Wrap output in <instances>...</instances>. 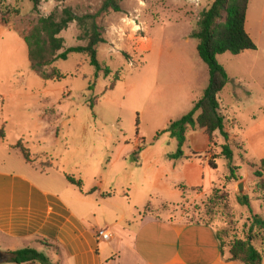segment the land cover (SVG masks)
I'll list each match as a JSON object with an SVG mask.
<instances>
[{
  "label": "rangeland",
  "instance_id": "1",
  "mask_svg": "<svg viewBox=\"0 0 264 264\" xmlns=\"http://www.w3.org/2000/svg\"><path fill=\"white\" fill-rule=\"evenodd\" d=\"M102 1L40 0L35 12L29 0H0V128L6 134L0 168L24 166L5 148L21 142L29 151V165L40 171L55 168L67 174L66 180L82 181L83 192H93L84 209L95 211L99 230L129 209L137 213L151 203L144 213L207 224L224 243L248 239L264 256V231L253 225L255 216L264 220V0H249L246 14V32L257 49L216 56L228 76L217 95L227 140L217 134L210 145L195 132L183 145V153L203 159L199 189L188 185L190 163L176 171L175 160L166 159L177 142L165 131L193 107L189 93L208 85L192 33L212 0H122L120 13L96 20L105 41L97 46V60L110 74L95 77L83 54L44 69L59 71L58 80L33 72L23 37L37 19L65 7L78 15L95 14ZM59 36L64 50L86 44L77 40L75 23ZM187 83L193 90H186ZM223 144L233 152L236 181H224L226 162L213 159ZM73 186L70 190L79 194ZM240 197L248 199V206L238 203Z\"/></svg>",
  "mask_w": 264,
  "mask_h": 264
},
{
  "label": "crops",
  "instance_id": "2",
  "mask_svg": "<svg viewBox=\"0 0 264 264\" xmlns=\"http://www.w3.org/2000/svg\"><path fill=\"white\" fill-rule=\"evenodd\" d=\"M151 48L150 42L148 53ZM187 86L188 92L193 90L190 83ZM203 91L189 93L191 104ZM1 144L5 145L3 140ZM13 145L5 148L22 159ZM184 157L173 162V170L190 163L192 179L186 170L188 185L199 189L198 178L204 171L198 170V165L203 159L186 153ZM23 162L24 166L16 163L7 165L6 170L0 168V251L4 253L33 249L50 264H242L222 255L213 228L144 213L151 203L137 213L128 208L130 211L104 229L110 238L101 239L95 211L84 209L85 198L92 191L83 192L75 186L79 190L75 194L66 173L55 168L40 171ZM3 264L13 263L7 259Z\"/></svg>",
  "mask_w": 264,
  "mask_h": 264
},
{
  "label": "trees",
  "instance_id": "3",
  "mask_svg": "<svg viewBox=\"0 0 264 264\" xmlns=\"http://www.w3.org/2000/svg\"><path fill=\"white\" fill-rule=\"evenodd\" d=\"M29 1L33 5V11L37 12L40 0ZM121 1L103 0L95 14L78 15L71 8L65 7L61 10L55 8L48 16L39 17L23 37L31 70L39 74L43 80H58L62 77L59 71L45 73L43 72L44 69L58 60H66L71 54H83L87 56L89 65L94 68L95 77H98L100 72L104 76L110 74V70L103 68L97 60V46L105 41L96 20L100 15L108 12L120 13ZM248 2L249 0H212L209 8L201 12L197 21V30L192 33V37L198 41L196 48L198 57L207 67L208 85L202 97L193 104L192 109L178 120L171 122L165 131L177 142V150L167 154L166 159L178 161L185 158L182 148L189 133L203 132L210 145L215 144L214 134L216 132L224 140H227L228 135L224 128V117L219 112L217 95L227 85L228 76L216 61V56L224 53L238 55L244 51L257 49L245 29ZM72 23H75L79 30L77 40L84 41L86 44L64 50V40L59 35ZM115 80H118V76ZM92 106L90 104V108ZM160 134L156 135V139ZM5 137L4 128L1 127L0 140H4ZM12 148L29 164V151L21 142ZM140 152V148L134 152L133 161L135 165H137L136 155ZM213 159L225 160L228 174L224 176V181H236L235 171L238 168L232 165L233 152L228 144L220 146L219 154ZM209 166L211 169H217L213 161L210 162ZM262 166H264V161H262ZM257 176L260 177V174ZM66 178L70 184L81 188L82 182L80 180H75L70 176ZM262 187L264 190V184ZM238 203L242 206H248V199L240 197ZM192 223L209 226L200 222ZM253 225L264 231V220L260 217H254ZM216 237L220 242L222 255L227 254L230 261H238L242 264H264V256L248 239H236L226 244L217 232ZM7 256L8 262L13 264H50L42 253L28 248L9 252Z\"/></svg>",
  "mask_w": 264,
  "mask_h": 264
},
{
  "label": "water",
  "instance_id": "4",
  "mask_svg": "<svg viewBox=\"0 0 264 264\" xmlns=\"http://www.w3.org/2000/svg\"><path fill=\"white\" fill-rule=\"evenodd\" d=\"M238 190L240 192L242 191V184L238 185ZM7 259H8L7 253L0 251V264H3L4 262H6Z\"/></svg>",
  "mask_w": 264,
  "mask_h": 264
},
{
  "label": "built area",
  "instance_id": "5",
  "mask_svg": "<svg viewBox=\"0 0 264 264\" xmlns=\"http://www.w3.org/2000/svg\"><path fill=\"white\" fill-rule=\"evenodd\" d=\"M98 237H100L101 239H109L110 238V234H109V232H107L105 230H100L98 232Z\"/></svg>",
  "mask_w": 264,
  "mask_h": 264
}]
</instances>
